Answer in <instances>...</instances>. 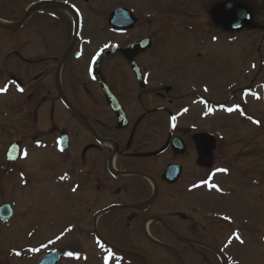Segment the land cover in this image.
I'll list each match as a JSON object with an SVG mask.
<instances>
[{
  "label": "flooded vegetation",
  "instance_id": "obj_1",
  "mask_svg": "<svg viewBox=\"0 0 264 264\" xmlns=\"http://www.w3.org/2000/svg\"><path fill=\"white\" fill-rule=\"evenodd\" d=\"M26 2L0 0L5 13L0 19L8 24L0 27V91L7 98L12 90L19 100L24 145L31 142L39 149L54 150L60 138L67 139L60 156L55 150L42 154L67 170L54 175L53 186L54 197L68 204L73 262L77 258L90 264L91 251L97 258L105 252L129 258L128 252L139 253L138 245L149 244L165 252L159 260L139 253L150 264H252L235 254L231 243L235 231L243 239L250 233L247 222L239 224L245 217L237 218L234 208L238 201L234 189L245 190L246 183L230 165L235 161L233 147L218 140L204 154L202 135L215 132L204 130L200 120L198 97L203 94L191 91L192 81L187 85L190 90L181 93L179 83L190 71L200 75V81L202 76L218 79L216 65L212 74L204 66L213 50H209L212 36L208 39L207 29L201 27L203 16L210 17L216 43L224 41L219 35L229 34L225 41L231 44L234 33H262V25L250 21L252 28L223 29L212 16L219 3L210 5L209 0H165L160 15L174 26L162 29L154 28L144 2L140 7L103 2L91 8L93 12L86 7L92 0ZM71 7L79 11L81 30L76 31ZM117 8L133 12L138 20L133 29L114 31L108 25ZM142 41L151 44L131 54L133 66L121 50ZM115 45V53L100 59ZM101 84L115 102L108 100L111 95ZM123 120L127 125L122 128ZM220 163L231 171L227 177L233 186L227 189L224 210L204 200L198 188ZM169 168L178 176L175 182L164 179ZM221 212L229 220H219ZM146 232L178 252L158 247Z\"/></svg>",
  "mask_w": 264,
  "mask_h": 264
},
{
  "label": "rangeland",
  "instance_id": "obj_2",
  "mask_svg": "<svg viewBox=\"0 0 264 264\" xmlns=\"http://www.w3.org/2000/svg\"><path fill=\"white\" fill-rule=\"evenodd\" d=\"M14 1L20 4L22 0ZM26 1H28L26 2L28 4L33 0ZM209 1L210 5H215L224 0ZM238 1L246 6L247 4L251 6L252 11L248 8L252 17L251 20L257 22H252V24L254 26L261 24L262 33L258 31L239 33L244 37L234 33L232 35L238 37L235 38V44L230 45L224 42L229 34L227 36L219 35L224 41L219 39L217 44L214 41L215 35L210 30V17L203 16L201 27L207 29L205 33L208 32V39L212 36L209 50H213L208 55V59L204 60V66L206 65L205 67L210 69L212 74L216 65L217 71L215 73L218 79L217 81L214 79L206 80L202 76V81H200V75L196 77L190 71L179 83V88L181 93H187L190 90L187 88L188 83L191 81L194 83L191 91L198 92L199 90L204 98L198 97L199 108L202 111L199 115L204 130L210 129L213 131L211 133L215 132L216 135H220L221 144L228 143L229 147H233L235 159L238 158V161H234L237 166L239 165L238 175H242L246 188L250 189L247 193L243 189L238 190V201L234 207L236 217H245V220L249 221L247 225L251 227V230H256V225H262V240L255 237V235L249 240L246 239L242 244L236 242L234 247L235 254L242 255L244 259L252 261V264H264V9H262L263 3L260 0H247L248 3L246 0ZM103 2L112 3L113 5L122 3L134 4L138 7L144 2L148 5L147 9L151 17L149 19L153 20L154 28L162 29L174 26V23L169 24V21L166 22L160 15L164 10L165 0H92V3L86 7L91 9L103 5ZM81 4H83V0H81ZM107 6L110 5L107 4ZM144 7L146 8L145 5ZM214 8L215 6L212 9ZM93 11L91 9L89 12ZM4 16L5 13L0 10V17ZM0 35H3V31L0 32ZM207 48L208 46L205 47V49ZM205 49L201 51L203 56L206 54ZM203 56L201 57L204 58ZM243 63L245 64L242 65ZM254 63H256L257 69L251 70L250 66ZM245 75L248 76L249 81L246 80L247 77L245 78ZM241 76L244 79L242 82L239 81ZM260 81H262V86L256 84V82ZM197 85L199 88H197ZM247 90L254 95H260L261 93L262 101L255 102L251 96H246L245 92ZM202 102H205V105H202ZM7 103H10L9 108H11V111L5 110L2 112V108ZM18 103L19 100L12 90L9 92V97H0V205L4 203L11 204L15 211L12 221L8 223L0 221V264H36L45 253V250H42L44 246L47 248L53 240L56 241L54 247L62 250V252L64 251V260L60 264H82L79 261L77 262V258L73 262V258L76 256L68 255V253H71V248L68 246L70 245L69 237L67 236L68 204L66 201L60 202L59 198L57 200L54 197L55 187L53 183L54 185L56 184L54 175L56 173L59 176L64 175L67 173L66 167L64 168L60 163L54 166L51 156L44 157V153L41 154L43 150L45 152L55 150L60 156L61 154L57 152V144L54 150H50L47 146L45 149H37L42 150L37 152L33 148L34 145L31 146V142H28L25 143L27 144V151H24L22 160L17 164H7L5 161L6 147L14 140H22L23 137L21 136L24 135V132H22L23 127L21 128L20 124L21 114L18 109ZM211 103L226 104L229 108L236 109L235 113L226 115L220 112L213 115V117L205 116L207 112L206 104L216 106ZM6 115L8 116L6 117ZM27 133H29V130ZM260 172H262V185L256 191L259 182V176L257 175ZM226 178L211 176L209 182L204 181L202 188H200L202 189V195H204L203 199L208 198L214 203L217 202L216 205L218 207L222 202L218 200L216 190L225 191L230 187ZM44 186L48 192L41 193L40 190ZM214 189L216 190L214 191ZM260 192H262L261 202L257 197L255 199L252 198V196L259 195L258 193ZM59 193H61V190ZM205 194L216 195L211 198ZM240 196L247 197L243 198L239 203V199L242 198ZM218 208L227 209L228 203L225 202L224 206H219ZM226 216L225 212L219 213L220 218H226ZM254 221L256 223L257 221L259 222L256 224ZM138 233L140 236L141 231L139 230ZM36 248H41V252ZM138 251H140L139 253L148 254L154 260L157 258L159 260L165 253L163 250H158V248L149 244L138 245ZM91 255V264H95L98 259L97 255L92 251ZM137 260L134 256H129V258L124 256L122 260H103L105 262L103 264H139ZM160 262L164 263V261ZM160 262L157 263L159 264Z\"/></svg>",
  "mask_w": 264,
  "mask_h": 264
},
{
  "label": "water",
  "instance_id": "obj_3",
  "mask_svg": "<svg viewBox=\"0 0 264 264\" xmlns=\"http://www.w3.org/2000/svg\"><path fill=\"white\" fill-rule=\"evenodd\" d=\"M214 18L215 20L222 26L227 27V28H238L244 25L248 19V10L244 8L241 5L235 4V5H226L222 6L219 9H217L214 12ZM131 18L130 12L127 10H116L112 13L110 21V25L114 27L115 29H130L133 27L134 23L136 22L135 19ZM143 48L140 50V47ZM149 48V45L147 43L143 42L140 44H133L131 45L127 50H124L125 52H128L126 55L128 56V59L131 56V53H137L139 51H143L145 49ZM110 52H114L115 49L109 50ZM130 54V55H129ZM131 60V58H130ZM103 86V85H102ZM110 102L115 101L113 97H108ZM115 112H118L119 109L115 108ZM120 112H118L119 114ZM119 118L122 119V115L119 114ZM124 124L126 122L124 121ZM123 124V125H124ZM124 127V126H122ZM209 135H204L202 137V140L204 141V148L205 151H211L212 146L214 144V138H211ZM213 140V141H212ZM64 145V144H63ZM64 149H66V146L64 145ZM21 155V147L19 143H13L6 154L7 162L12 163L16 162L19 160ZM173 174V168L167 169L164 179L169 180L170 182H175L178 176ZM14 215V211L10 205H2L0 207V219L2 221H9L12 219ZM168 249H171L168 247ZM60 261V253L58 252H53L47 254L43 260L39 264H58Z\"/></svg>",
  "mask_w": 264,
  "mask_h": 264
},
{
  "label": "snow or ice",
  "instance_id": "obj_4",
  "mask_svg": "<svg viewBox=\"0 0 264 264\" xmlns=\"http://www.w3.org/2000/svg\"><path fill=\"white\" fill-rule=\"evenodd\" d=\"M229 111H231V109H229ZM173 119H175V118H173ZM74 191H75V189H73ZM68 255H72V253H68Z\"/></svg>",
  "mask_w": 264,
  "mask_h": 264
},
{
  "label": "bare ground",
  "instance_id": "obj_5",
  "mask_svg": "<svg viewBox=\"0 0 264 264\" xmlns=\"http://www.w3.org/2000/svg\"><path fill=\"white\" fill-rule=\"evenodd\" d=\"M3 24H5V22Z\"/></svg>",
  "mask_w": 264,
  "mask_h": 264
}]
</instances>
